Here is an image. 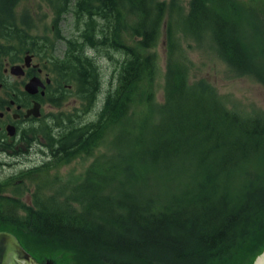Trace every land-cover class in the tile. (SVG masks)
<instances>
[{"label": "trees", "instance_id": "1", "mask_svg": "<svg viewBox=\"0 0 264 264\" xmlns=\"http://www.w3.org/2000/svg\"><path fill=\"white\" fill-rule=\"evenodd\" d=\"M61 8L77 18L72 36L58 33L64 49L55 62L90 112L85 121L65 116L63 133H44V201L39 190L31 205L17 192L25 178L41 188L39 168L0 181V230L14 233L26 250L47 244L85 256V264H252L264 250V114L229 107L204 79L190 82L182 50V39L205 35L234 74L264 84L240 6L68 0ZM162 33L160 102L155 47ZM104 56L113 71L102 92ZM101 147L109 154L97 156L71 188L48 176ZM244 172L251 177L243 180ZM33 209L38 214L28 215Z\"/></svg>", "mask_w": 264, "mask_h": 264}, {"label": "rangeland", "instance_id": "2", "mask_svg": "<svg viewBox=\"0 0 264 264\" xmlns=\"http://www.w3.org/2000/svg\"><path fill=\"white\" fill-rule=\"evenodd\" d=\"M180 1L187 7L189 0ZM234 1L241 8L242 19L244 21L243 26L245 27V41L251 53L254 54V56L252 55L254 62L263 71L264 54L261 55L260 47L264 44V0ZM67 3L68 0H0V32L2 30L5 33L4 36L0 37V50L9 49V45H17L19 40L24 41L28 39L36 44L44 43L47 47L45 57L48 58V63L52 65L51 73L55 81L61 84H72L70 91L63 98L62 107L59 111H54L57 121L62 124L64 123L65 116L75 115L78 117L87 113V111H84V107L81 109L84 101L78 98L74 81L66 82L61 79V73L58 71L57 66L59 64L55 62L56 58H54L60 57L64 49V44L58 37V33L70 37L74 32L73 22H75V18L70 14H64L61 17L56 16V11L62 9L61 6ZM56 17H60L61 19L57 20ZM155 50L159 57V65L162 73L156 92V99L162 102L163 73L166 62V48L163 33L160 36ZM182 50L189 60L188 76L190 82L204 79L209 85L215 88L229 107H234L251 115L255 113L264 114V84L251 74L241 76L234 74L228 65L216 55L209 38L201 35L198 42L193 39H182ZM100 64L102 66L101 91L105 92L111 85L113 61L104 56L100 60ZM119 144L123 147L124 143L121 141ZM45 154H49V151L46 149H44V162L48 161V158H45ZM102 154H109V150L101 147L92 156L76 157L59 167L54 166L50 169L48 176L53 177L55 174L59 175L62 178L60 187L62 188V185L69 183V188H71L75 183L82 181L83 178L81 177L82 175L84 177L87 168L97 156ZM39 155L41 154L31 153L28 155L30 159L23 158L22 162H16L13 158L7 156L2 157L0 155V181L5 182L13 173H19L20 171L22 173L27 172L25 166H28V162L31 159L39 158ZM246 167L250 171H254L253 164ZM250 177V172H244L243 180ZM13 179L18 180L19 178L14 177ZM39 182L41 188H44V176ZM35 183L30 178H25L24 183L17 188L20 200L29 204L30 197L33 199L34 192L37 190L38 193L40 188ZM19 212L23 215L27 214L24 209H20ZM27 251L34 259L35 264H45L46 259L53 261V264H85L87 262L85 256V258H79L78 256L80 259L78 260L74 252L53 248L47 244H32L30 250L27 249Z\"/></svg>", "mask_w": 264, "mask_h": 264}, {"label": "flooded vegetation", "instance_id": "3", "mask_svg": "<svg viewBox=\"0 0 264 264\" xmlns=\"http://www.w3.org/2000/svg\"><path fill=\"white\" fill-rule=\"evenodd\" d=\"M56 14L60 17L70 14L77 18L70 8L59 9ZM60 17L56 19L60 20ZM17 43L9 45L7 50H0V155L22 162L23 158L30 159L28 155L31 153L41 154L39 158L31 159L25 170L39 168L44 176V133H63L64 123L57 121L54 111L62 107L63 98L72 84L55 81L52 65L45 57L47 47L44 43L36 44L28 39ZM80 100L84 101L81 109L84 107L87 111L81 117L85 121L90 106L87 100ZM20 174L22 171L10 176ZM39 193L44 201V188H40ZM32 202L30 197L29 204ZM33 214H38L36 209L28 215ZM46 260L45 264H53L50 259ZM27 262L35 264L31 255Z\"/></svg>", "mask_w": 264, "mask_h": 264}, {"label": "water", "instance_id": "4", "mask_svg": "<svg viewBox=\"0 0 264 264\" xmlns=\"http://www.w3.org/2000/svg\"><path fill=\"white\" fill-rule=\"evenodd\" d=\"M260 253L252 264H256ZM29 259L28 252L20 244L15 234L10 231L0 230V264H27Z\"/></svg>", "mask_w": 264, "mask_h": 264}, {"label": "bare ground", "instance_id": "5", "mask_svg": "<svg viewBox=\"0 0 264 264\" xmlns=\"http://www.w3.org/2000/svg\"><path fill=\"white\" fill-rule=\"evenodd\" d=\"M256 264H264V255L259 257V259H258Z\"/></svg>", "mask_w": 264, "mask_h": 264}]
</instances>
